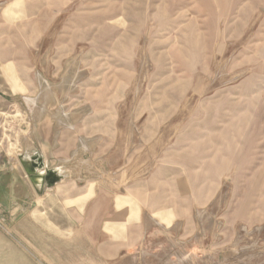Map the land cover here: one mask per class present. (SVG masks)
Segmentation results:
<instances>
[{"label":"rangeland","instance_id":"obj_1","mask_svg":"<svg viewBox=\"0 0 264 264\" xmlns=\"http://www.w3.org/2000/svg\"><path fill=\"white\" fill-rule=\"evenodd\" d=\"M117 195L264 264V0H0V264H144Z\"/></svg>","mask_w":264,"mask_h":264},{"label":"crops","instance_id":"obj_2","mask_svg":"<svg viewBox=\"0 0 264 264\" xmlns=\"http://www.w3.org/2000/svg\"><path fill=\"white\" fill-rule=\"evenodd\" d=\"M23 1L25 2V0ZM72 126H73L72 128L67 126L65 129L73 130L74 125ZM59 151L62 152L61 148L59 149ZM74 152L75 151H72L73 154ZM119 198L120 200L121 199L130 200V199H126L125 197L117 195L113 207L116 215L124 216V220L118 226L130 227L128 229V233H130L131 235L127 243H125V241L122 240L120 241L122 242L120 244L118 243L119 241H117V239H113L114 237L113 235H117L118 231H115L114 233L110 232L109 229L111 227L107 225V227H105L106 229L102 228V230L103 232H105L106 235H109L108 238L110 240H113L115 245L113 244H111L113 246L104 245L105 247L118 248L115 251L116 254H118L119 251H122L125 248L133 247L134 250H136V253H131L129 254V256L133 260H136L135 258L136 257L138 258L139 255L141 254L143 257L144 264L145 263L183 264V262L186 263L187 260L189 261L197 257V252L194 253L195 251L193 250L197 249L200 236L198 237V235H195L194 237L191 236L188 237L190 239H187V237H185L186 235L184 234L186 230L184 227V223L182 221L173 222L170 212L167 211L166 213V209L162 207L161 208L158 207L154 209H147V208L142 209L141 207L138 206L137 202L136 201L134 202L133 200L131 202L134 205H136L137 210L133 214H131L129 208L128 207L126 208V206L121 209L117 208V201L119 200ZM74 199L75 198L70 197L71 201H73ZM146 199L147 197L142 196L143 201H145ZM244 229L246 230L245 227ZM178 248L179 251L183 252L182 254L177 253ZM109 252L112 253L111 250ZM115 253L113 252V254ZM227 262L228 264L231 263L234 264L233 263L234 261L228 260ZM240 262H242V264H262V262L259 261L253 263L250 260L249 256L243 257L242 260L240 259Z\"/></svg>","mask_w":264,"mask_h":264},{"label":"water","instance_id":"obj_3","mask_svg":"<svg viewBox=\"0 0 264 264\" xmlns=\"http://www.w3.org/2000/svg\"><path fill=\"white\" fill-rule=\"evenodd\" d=\"M42 168V166H39V169ZM45 172V171H44ZM27 174L29 175L31 181H33V179H37V181L41 180L43 178V173H38L35 176H32L33 173H30L27 170ZM46 183H47V187L50 188L52 187L56 182H58L60 180L59 177V173L56 170H46Z\"/></svg>","mask_w":264,"mask_h":264}]
</instances>
